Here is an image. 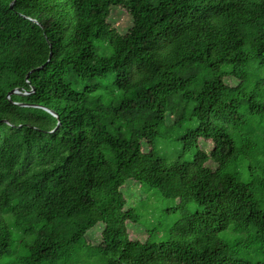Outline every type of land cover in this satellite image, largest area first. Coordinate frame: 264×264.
<instances>
[{
    "label": "trees",
    "instance_id": "16d2710c",
    "mask_svg": "<svg viewBox=\"0 0 264 264\" xmlns=\"http://www.w3.org/2000/svg\"><path fill=\"white\" fill-rule=\"evenodd\" d=\"M0 264H264V0H0Z\"/></svg>",
    "mask_w": 264,
    "mask_h": 264
},
{
    "label": "rangeland",
    "instance_id": "374dc122",
    "mask_svg": "<svg viewBox=\"0 0 264 264\" xmlns=\"http://www.w3.org/2000/svg\"><path fill=\"white\" fill-rule=\"evenodd\" d=\"M107 22L110 26L117 28L120 32H124L131 25V19L127 11L123 8H112ZM105 50V49H104ZM106 51V50H105ZM238 74L243 73L238 70ZM204 145H210L208 141H203ZM127 205H134L137 212L140 214V221L138 224H128V232L132 239L144 240L147 237V229L157 227L159 230L170 224L175 219V215L168 214L173 205V201L162 198L158 193L145 192L139 184L127 181L123 187ZM144 197L143 200L137 199ZM96 230L88 232L87 236L92 237V240L97 237Z\"/></svg>",
    "mask_w": 264,
    "mask_h": 264
},
{
    "label": "water",
    "instance_id": "95a60500",
    "mask_svg": "<svg viewBox=\"0 0 264 264\" xmlns=\"http://www.w3.org/2000/svg\"><path fill=\"white\" fill-rule=\"evenodd\" d=\"M12 5H13V1L10 3V7H12ZM14 92H19L17 89H12L10 92H9V94H11V93H14ZM49 112H51L53 115H55V116H57V114L54 112V111H52V110H50V109H47Z\"/></svg>",
    "mask_w": 264,
    "mask_h": 264
}]
</instances>
